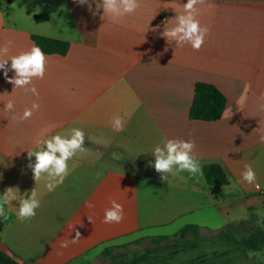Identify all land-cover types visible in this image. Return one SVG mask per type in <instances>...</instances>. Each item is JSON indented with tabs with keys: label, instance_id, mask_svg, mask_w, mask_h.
Listing matches in <instances>:
<instances>
[{
	"label": "crops",
	"instance_id": "0c3cea01",
	"mask_svg": "<svg viewBox=\"0 0 264 264\" xmlns=\"http://www.w3.org/2000/svg\"><path fill=\"white\" fill-rule=\"evenodd\" d=\"M185 3L140 0L135 13L113 22L95 3L89 10L76 0H0V47L13 42L4 59L36 46L34 35L69 43L64 55L44 53V78L28 86L38 96L14 88L0 70V195L35 188L41 205L21 222L14 201L5 206L9 219H0V245L23 264H106L112 254L113 264H264V143L257 131L264 129V0L199 5L197 19L209 29L199 50L162 35ZM199 82L226 98L217 121L190 118ZM10 100L14 110L6 112ZM33 102L40 109L30 119H13ZM114 116L123 131H113ZM73 128L84 131L85 151L48 191L46 174L35 182L27 152ZM168 139L194 141L203 175L182 171L161 181L152 154ZM208 165L219 166L228 183L210 185ZM245 165L259 191L242 181ZM111 201L123 207L119 223L104 222ZM186 225L200 228L192 246L150 240ZM146 243L153 244L147 257Z\"/></svg>",
	"mask_w": 264,
	"mask_h": 264
},
{
	"label": "clouds",
	"instance_id": "9594fccd",
	"mask_svg": "<svg viewBox=\"0 0 264 264\" xmlns=\"http://www.w3.org/2000/svg\"><path fill=\"white\" fill-rule=\"evenodd\" d=\"M76 2L80 5L87 4L89 10L92 9V3H95L97 10L102 8L103 16L111 18L113 22L135 13L140 7V0H91V3L90 0H76ZM205 2L206 0H187V3L182 5L183 13L177 14L174 18L175 25L171 28H165L162 35L175 41L177 46H183L187 43L194 50H199L209 32L208 27L201 26L200 21L197 19L198 6L203 5ZM12 43L11 40H7L4 46L0 47V70H3L5 78L14 88H22L26 92L30 91L33 95L38 96L36 88L34 86L29 88L28 86L34 78H44L46 71L45 54L40 47L33 46L30 50L11 56L10 59H4L8 56ZM9 60L11 61L10 68L7 67ZM9 71H14V76L11 78L8 77ZM261 98L264 99V93L261 94ZM14 106V102L10 100L5 104L4 111L12 112ZM39 109L40 104L33 102L30 108H25L21 116H14L13 119L18 121L30 119L33 113ZM112 126L113 131H123L122 118L114 116ZM257 131L261 132L260 142L264 143V129H258ZM84 142L85 133L79 128L71 129L68 137L57 134L39 142L37 150L27 152L29 160L27 167L32 170L35 182L46 174L48 191H53L59 184L63 183L65 177L69 174L68 161L77 153L85 151ZM194 147V141L174 139H168L163 142L162 146L157 145L155 147L152 154L155 161L151 166L160 174L161 181H167V174L182 171H187L193 176L203 175L198 160L192 154ZM32 157H35L34 163ZM241 177L243 182L254 185L256 190H260V185L256 183L255 171L251 165H245ZM26 194L20 195L18 187L6 188L3 195H0V219L4 221L9 219L8 208L5 206L11 205L14 201L19 204L17 218L21 222L35 217L36 210L41 206L37 192L34 188L30 195ZM88 207L91 208L93 205L88 204ZM123 218L122 205L116 201H111V207L105 210L104 222L119 223ZM79 238L80 233H77L74 239L64 242L63 246L67 247L68 243H76ZM16 264H23V262L17 260Z\"/></svg>",
	"mask_w": 264,
	"mask_h": 264
},
{
	"label": "trees",
	"instance_id": "16d2710c",
	"mask_svg": "<svg viewBox=\"0 0 264 264\" xmlns=\"http://www.w3.org/2000/svg\"><path fill=\"white\" fill-rule=\"evenodd\" d=\"M47 14L35 15L36 21H44ZM36 46L40 47L44 53H57L64 55L69 49V43L57 39L42 36H33ZM226 105L225 96L213 85L199 82L195 86L194 99L190 109V118L201 121H217L224 112ZM206 181L215 187L225 185L228 180L223 170L217 165H208L204 169ZM202 239L200 228L196 225H186L173 236H161L151 238L153 242L172 241L178 246H190ZM17 258L10 255L0 245V264H16Z\"/></svg>",
	"mask_w": 264,
	"mask_h": 264
},
{
	"label": "rangeland",
	"instance_id": "374dc122",
	"mask_svg": "<svg viewBox=\"0 0 264 264\" xmlns=\"http://www.w3.org/2000/svg\"><path fill=\"white\" fill-rule=\"evenodd\" d=\"M193 245V244H192ZM191 245V246H192ZM160 246H157V248H159ZM143 248H144V255H142V256H145V257H147L148 255H150V252H151V250L153 249V244H150V243H146V244H144L143 245ZM172 248H175L174 246L172 247V246H170V245H163L162 246V249H164V251H171L172 250ZM150 250V252H148ZM117 258V255H114V254H112V255H110L108 258H107V260H103L104 261V263H106V264H113L114 262H116L115 261V259ZM103 263V262H102Z\"/></svg>",
	"mask_w": 264,
	"mask_h": 264
}]
</instances>
